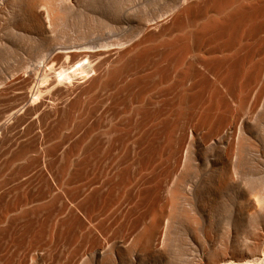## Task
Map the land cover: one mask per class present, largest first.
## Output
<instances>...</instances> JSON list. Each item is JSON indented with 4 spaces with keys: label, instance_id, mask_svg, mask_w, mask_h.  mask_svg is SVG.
I'll list each match as a JSON object with an SVG mask.
<instances>
[{
    "label": "bare ground",
    "instance_id": "bare-ground-1",
    "mask_svg": "<svg viewBox=\"0 0 264 264\" xmlns=\"http://www.w3.org/2000/svg\"><path fill=\"white\" fill-rule=\"evenodd\" d=\"M130 1L0 0V264H264V0Z\"/></svg>",
    "mask_w": 264,
    "mask_h": 264
},
{
    "label": "rangeland",
    "instance_id": "rangeland-1",
    "mask_svg": "<svg viewBox=\"0 0 264 264\" xmlns=\"http://www.w3.org/2000/svg\"><path fill=\"white\" fill-rule=\"evenodd\" d=\"M144 0H141V2H143ZM130 2H132L131 3V5L132 4H134V6H135V0H134V2H133V0L132 1H130ZM144 4V3H143ZM131 5L129 6L130 8L128 9V11L131 9ZM132 8H133V5H132ZM132 11V10H131ZM131 13V15H130V18L132 17V12H130L129 11V14ZM129 14H128V16H129ZM68 18L69 17H67V19H66V24H68ZM71 18V17H70ZM128 19H129V17H128ZM127 19V20H128ZM17 19H15V21H16ZM10 21V22H9ZM8 22H5L4 23V25L3 26H1V28H0V76L2 75V76H4V77H0V80H2L3 78L5 79V78H8L7 77V75L9 76V75H11L13 72L12 71H14V69H15V71H17V69H20V68H22L21 69V71H27V70H33V69H36L37 70V68L38 69H43L44 67H49L50 66V64L49 63H47V56H46V54H48L47 53V51H44L43 52V54L46 56H42V53L40 54V56H41V59L40 60H38V61H35V58L34 57H36V55H37V48H39V45H40V43L38 42H36V40L37 39H35L34 40V38H35V33H34V31L33 30H31L30 31V29H27V28H21L20 27V25H17V22H13L14 21V19H12V20H9ZM12 21V22H11ZM129 21V20H128ZM127 21V22H128ZM7 23V24H6ZM11 23V24H10ZM14 23V24H13ZM9 25V26H8ZM19 26V27H18ZM11 28V29H10ZM19 28V29H18ZM23 29V30H22ZM25 29V30H24ZM12 30V31H11ZM9 31H11L12 33H14V35L11 33V32H9ZM14 31V32H13ZM17 31V32H16ZM22 32V33H21ZM72 34H75V33H72ZM28 35V36H27ZM32 35V36H31ZM15 36V37H14ZM33 38V39H32ZM23 39V40H22ZM31 40H33V41H31ZM24 41H25V43H24ZM36 42V43H35ZM36 45V46H35ZM38 45V46H37ZM34 46V47H33ZM46 52V53H45ZM33 61H35V62H33ZM41 63H40V62ZM39 62V63H38ZM12 63V64H11ZM35 63V64H34ZM46 63V64H45ZM49 66H48V65ZM24 65V66H23ZM38 65V66H37ZM9 67H11V68H9ZM30 67V68H29ZM26 69V70H25ZM8 70V71H7ZM12 72V73H11ZM6 76V77H5ZM4 79L2 80V81H4ZM2 81L0 82V83H2ZM1 85V84H0ZM260 181V182H259ZM258 181V184H261V187H263L264 186V182H262L261 180H259ZM218 223L219 224H217L216 226L217 227H219V226H221L222 225V223H223V220H222V216H218ZM30 225V224H29ZM33 223H32V225H30V227L28 228L27 227V229H29V231H32V229H33ZM216 227V228H217ZM30 228H31V230H30ZM220 227L218 228V232H220ZM25 235L26 233L22 230V232H21V234H20V236L21 235ZM26 238V237H25ZM24 237H22V239H23V243L24 244H27L26 243V240L28 241L29 240V238L30 239H33L36 243H38V244H36L34 241H32V240H30L31 242H32V244H31V242H29L28 244H29V247L28 248H31L30 250L34 253V252H36V250H37V253H35V254H37L38 255V257L39 256H42L43 254H44V252L45 251H43V250H40V249H42L43 247L42 246H40L41 245V243H42V238L40 239V238H36V237H33L32 236V238H31V236H28V238L27 239H25ZM35 238V239H34ZM36 239H38V240H36ZM39 239H40V241H39ZM214 239H217V237L216 238H214ZM25 241V242H24ZM38 241V242H37ZM215 241H217V240H215ZM27 244V245H28ZM32 246H31V245ZM33 244H35V245H33ZM42 245H43V243H42ZM31 246V247H30ZM37 246L38 247H40V249L39 248H37ZM35 249H34V248ZM45 248V247H44ZM43 248V249H44ZM33 249V250H32ZM40 250V251H39ZM45 250V249H44ZM31 251H29L30 252V254H29V260L27 259L26 261H25V263L26 264H34L35 262V260H33L31 257H34V259H35V256H34V254L31 256ZM42 251H43V253H42ZM42 253V254H41ZM41 254V255H40ZM36 255V256H37ZM45 255V254H44ZM31 256V257H30ZM31 258V259H30ZM31 262V263H30ZM182 264L183 262H181V261H179V262H176L175 264ZM24 264V263H23Z\"/></svg>",
    "mask_w": 264,
    "mask_h": 264
}]
</instances>
